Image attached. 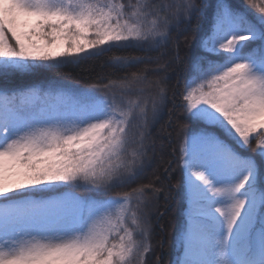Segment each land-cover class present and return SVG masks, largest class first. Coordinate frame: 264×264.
Here are the masks:
<instances>
[{
	"label": "snow or ice",
	"instance_id": "snow-or-ice-1",
	"mask_svg": "<svg viewBox=\"0 0 264 264\" xmlns=\"http://www.w3.org/2000/svg\"><path fill=\"white\" fill-rule=\"evenodd\" d=\"M209 9L179 93L191 127L178 125L185 209L175 264H264V0H0V264H146L145 192L161 190L107 193L143 174L167 89L147 68L88 89L45 73L89 50L159 48ZM253 140L255 155L243 154ZM69 185L93 194L55 195Z\"/></svg>",
	"mask_w": 264,
	"mask_h": 264
},
{
	"label": "trees",
	"instance_id": "trees-1",
	"mask_svg": "<svg viewBox=\"0 0 264 264\" xmlns=\"http://www.w3.org/2000/svg\"><path fill=\"white\" fill-rule=\"evenodd\" d=\"M152 2L176 3L179 0H152ZM196 2L200 3L201 0ZM208 2L214 4L215 0H208ZM231 2L237 7L243 5V0H231ZM211 23L212 15L209 9L203 16L199 14L195 16L191 24L181 23L174 26L168 43L162 44L159 48L151 51H142L137 48L122 50L112 48L102 54H93L94 50H89L88 53L81 54L78 61L65 63L45 73V76L51 80L61 81L74 88L88 89L93 84L102 86L109 80L122 79L147 68L150 69L147 80H160V86L167 89L166 107L149 128V139L153 146L148 151L143 174L132 183L107 193L111 196L116 193L131 192L142 185H151L161 190L154 196L151 190L145 192V197L149 201L146 210L151 224L150 243L152 245V251L146 255V264H175L180 252L178 234L184 223L185 202L179 162V144L182 137L178 135V125L186 124L188 127L191 125L183 119L182 100L179 93L184 89L185 81L191 75L193 57L199 51V37L208 31ZM115 53L131 54L141 59L126 68L115 67L109 62V58ZM177 53L183 60L182 64L176 61ZM157 68L160 70L155 71L154 69ZM14 83L30 84L31 81L25 79ZM144 86L147 87V84L145 83ZM156 91L157 88L153 85L152 94L154 95ZM255 144L256 141L253 140L250 148L241 151L245 155H255L253 152ZM158 179L164 182H158ZM66 191L79 196L93 194L89 187L83 185L80 187L69 185L59 189L57 193Z\"/></svg>",
	"mask_w": 264,
	"mask_h": 264
},
{
	"label": "rangeland",
	"instance_id": "rangeland-1",
	"mask_svg": "<svg viewBox=\"0 0 264 264\" xmlns=\"http://www.w3.org/2000/svg\"><path fill=\"white\" fill-rule=\"evenodd\" d=\"M58 50H60V49H58ZM158 69V68H157ZM158 182H164L162 179L160 180V179H158ZM61 194H63V193H61ZM61 194H55V195H61ZM152 196H154V193L152 194ZM47 198V197H46ZM182 253V252H181Z\"/></svg>",
	"mask_w": 264,
	"mask_h": 264
},
{
	"label": "bare ground",
	"instance_id": "bare-ground-1",
	"mask_svg": "<svg viewBox=\"0 0 264 264\" xmlns=\"http://www.w3.org/2000/svg\"><path fill=\"white\" fill-rule=\"evenodd\" d=\"M182 254V253H181Z\"/></svg>",
	"mask_w": 264,
	"mask_h": 264
}]
</instances>
